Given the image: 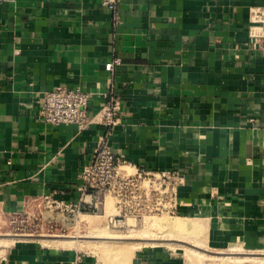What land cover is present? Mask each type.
Returning <instances> with one entry per match:
<instances>
[{
    "label": "crops",
    "instance_id": "0c3cea01",
    "mask_svg": "<svg viewBox=\"0 0 264 264\" xmlns=\"http://www.w3.org/2000/svg\"><path fill=\"white\" fill-rule=\"evenodd\" d=\"M263 11L264 0H123L115 12L102 0H0V210L74 198L106 145L133 167L173 172L178 216L264 250V55L252 37ZM61 86L90 94L84 128L39 117ZM116 98L107 127L99 114ZM146 249L131 264H180ZM0 264L98 262L33 241Z\"/></svg>",
    "mask_w": 264,
    "mask_h": 264
},
{
    "label": "rangeland",
    "instance_id": "374dc122",
    "mask_svg": "<svg viewBox=\"0 0 264 264\" xmlns=\"http://www.w3.org/2000/svg\"><path fill=\"white\" fill-rule=\"evenodd\" d=\"M104 201V205L68 219L44 199L30 202L19 213L0 210V255L15 245L35 241L44 246L77 250L98 264H131L137 255L147 252L143 251L146 248L170 251L180 264H264V250L234 243L223 227L217 228L207 221L193 222L188 216L166 214L116 225V201L112 196ZM176 220L190 224L191 228L171 230L157 224ZM150 241L159 245L149 244L137 251L134 248L137 243Z\"/></svg>",
    "mask_w": 264,
    "mask_h": 264
},
{
    "label": "built area",
    "instance_id": "2783aa9c",
    "mask_svg": "<svg viewBox=\"0 0 264 264\" xmlns=\"http://www.w3.org/2000/svg\"><path fill=\"white\" fill-rule=\"evenodd\" d=\"M122 1L102 0V4L115 12ZM253 20L264 24V11L254 14ZM252 37L261 41L264 55V27L260 35L252 34ZM113 66L112 63L107 64L106 70L112 72ZM90 100V94L81 88L61 86L45 94L39 107V117L51 126L76 125L84 128L89 122ZM120 107L121 101L116 98L101 109L99 115L105 126L113 127L116 124ZM79 181L77 195L72 199L62 200L53 196L43 198L48 204L60 209L65 219L83 215L97 205H104L107 196H112L116 201V225H123L127 220L143 222L162 214L178 215L179 184L173 172L133 167L106 145L95 150L91 160L83 167Z\"/></svg>",
    "mask_w": 264,
    "mask_h": 264
},
{
    "label": "bare ground",
    "instance_id": "6f19581e",
    "mask_svg": "<svg viewBox=\"0 0 264 264\" xmlns=\"http://www.w3.org/2000/svg\"><path fill=\"white\" fill-rule=\"evenodd\" d=\"M84 217H86V216H84ZM89 217H87V219H88ZM182 221V220H181ZM181 221H178V220H176V221H174V222H168V221H164V222H158L157 224L160 226V227H162V228H166V229H185V228H187V227H189V228H191V225L190 224H188V223H185V222H181ZM154 224V223H153ZM153 224H151V226L153 225ZM156 224V223H155ZM155 224H154V226H155ZM145 230V229H144ZM150 230V229H149ZM144 232H146L147 233V231H144ZM143 232H141V234H142ZM141 234H139V235H141ZM139 235H138V237H139ZM142 236V235H141ZM92 238H96V236H91ZM143 237V236H142ZM141 237V238H142ZM144 238V237H143ZM142 238V239H143ZM142 242V241H141ZM151 242V241H150ZM136 243V242H135ZM148 244V245H147ZM149 244L152 246H157V244L158 243H156V242H151V243H137V244H135L134 245V248H136V251H137V249L139 250V249H141V247H147V246H149ZM159 245V244H158Z\"/></svg>",
    "mask_w": 264,
    "mask_h": 264
}]
</instances>
